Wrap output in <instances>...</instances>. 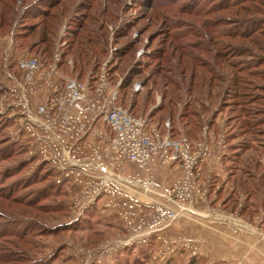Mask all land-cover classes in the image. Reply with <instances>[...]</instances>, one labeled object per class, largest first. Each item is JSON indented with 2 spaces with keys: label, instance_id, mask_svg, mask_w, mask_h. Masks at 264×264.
<instances>
[{
  "label": "rangeland",
  "instance_id": "obj_1",
  "mask_svg": "<svg viewBox=\"0 0 264 264\" xmlns=\"http://www.w3.org/2000/svg\"><path fill=\"white\" fill-rule=\"evenodd\" d=\"M8 1L4 3L9 5L0 3V264H264V195L260 200L250 196L231 174L235 155L240 151L244 156L252 154L251 145L264 144V136L240 128L243 118L235 107L240 102L232 105V95L242 91L239 86H225L218 98L217 85L224 86L218 81L211 92L189 93L188 73L196 70L208 75L218 58L212 60L196 51L202 66L194 59L181 62L171 53L175 45L188 52V43H203L195 35L207 34L202 25L213 20L205 11L223 1L51 0L57 2L50 13L58 27L44 41L40 35L43 17L35 10L47 8L50 0H13L12 11ZM199 10L204 14L198 15ZM200 20L203 24L194 22ZM30 25L37 27L36 32L31 33ZM233 29L236 26L224 24L211 28L220 43L227 42L221 37ZM77 47L85 48L92 58L80 77L94 76L106 65L114 81H130L123 101L132 104L134 112L148 115L153 122L169 120L180 136L193 143L206 140L211 148L213 166L204 179V203L195 213L177 217L147 242L129 239V222L120 209L117 214L122 223L111 227H103L98 212L89 216L95 202H84L76 195L80 188L75 183L55 175L58 170L38 157L18 130V112L12 110L9 99H2L8 83L6 70H14L21 53L38 54L49 61L60 52L62 61L68 60L63 68L61 64L63 74L75 77L77 72L71 69ZM249 53L232 61L260 63L263 78L253 81L262 88L256 96L264 98V51ZM237 68L219 63L217 72L223 77ZM238 76L251 78L246 73ZM248 107L256 109L257 105ZM259 117L254 116L255 120ZM192 122L196 123L193 128ZM174 173L164 170L159 177L170 181ZM114 229L116 237L110 236Z\"/></svg>",
  "mask_w": 264,
  "mask_h": 264
},
{
  "label": "built area",
  "instance_id": "obj_2",
  "mask_svg": "<svg viewBox=\"0 0 264 264\" xmlns=\"http://www.w3.org/2000/svg\"><path fill=\"white\" fill-rule=\"evenodd\" d=\"M61 64L60 52L49 61L23 52L6 70L2 99L18 112V130L38 157L75 183L87 204L98 196L116 203L130 240L147 242L177 217L195 213L213 166L208 142L175 138L169 120L132 113L106 65L91 82L63 74ZM164 170L176 172L174 178L162 180Z\"/></svg>",
  "mask_w": 264,
  "mask_h": 264
},
{
  "label": "trees",
  "instance_id": "obj_3",
  "mask_svg": "<svg viewBox=\"0 0 264 264\" xmlns=\"http://www.w3.org/2000/svg\"><path fill=\"white\" fill-rule=\"evenodd\" d=\"M222 1L223 2H221V4L216 6L213 5L212 7H210L207 11H205V14L204 12L199 10L198 15L204 14L210 16L213 19L212 22L207 21L203 24L201 20L194 21L195 23L199 22L200 24H203L202 26H205L207 28V34L202 35L201 33H198L195 35L197 38H201V40H203V43H188V46L191 47L190 50H187L188 52L179 49L178 45H175L171 53L172 56L173 54L178 56V58L181 59V62L185 58H187V60L194 59V62L202 66H204V64L201 62V59L197 55L196 51L199 54L207 53L209 56H211L212 60L218 58L219 61L214 60L213 62H215V64L212 65L211 69L207 70L208 75H204L203 73L197 74L196 70H192L190 73H188L190 76V80L192 81V83L188 86V91H190L189 93L199 94L203 92H211L214 85H217L214 82L218 81L220 84H224V86L217 85L219 90L215 91V98H218L222 93H224L223 90L227 88L225 86L229 84H232L233 86H239L242 91L239 92L238 90H236L235 96L232 95V105H235V102H240V104H236L235 107L239 108L238 111L241 113V118H243L241 122L244 124H240L239 126L243 129L245 127V132H251L254 136H264V127H262L264 126V98L256 96V90L260 91L262 88L258 86L257 82L253 81L255 80V77H259L260 79L263 78V75L262 73H260L259 70L260 63H257L258 65H255L253 64V62H255L254 60L249 62L232 61L235 56H243L246 53L250 54L249 52H252V49H259L261 51H264V12L260 9L264 8V0ZM8 2H10L9 9L12 11L13 0H9ZM0 3H4V0H0ZM49 3V5H46L48 6L47 8L39 7L38 10H35V12H40L39 15H42V21L45 24L43 26V34H41L40 31V35H42L41 38L43 41L46 38L47 34L52 35L53 31L58 27L56 26V17L54 15H51L50 13L51 8L55 7L57 2H52L50 0ZM7 4L9 5V3H4V6ZM14 7L15 6L13 5V8ZM254 19L261 22H254ZM215 21L216 23L213 24V22ZM241 22L242 26H238ZM217 24L236 26V29H233V32L232 30H230L226 35H222L221 38H227V42L220 43L219 41H217L219 37L213 36V34H217V31H212L211 28H213ZM30 26L31 33L36 32L37 27L32 25ZM88 42L92 41L89 39ZM81 44L82 46H84L83 43ZM202 44H204V46ZM229 50L231 51L229 52ZM231 55L233 57H231L230 59L229 56ZM73 57H75L74 62L72 58L74 68L71 70H75L77 72V77H75L79 80L90 79L92 82L93 79H91L92 76L90 75H88L86 78L80 77V71H83L85 68L91 66L90 61L92 58L88 56L87 52H85V48L84 51L81 48H75ZM187 60L185 61V64H187ZM67 62L68 60L66 61V63ZM66 63L62 61V68ZM219 63L226 64L227 66L234 69L237 67L238 68L236 69V71L233 70L229 74H224L222 77V75L217 72V67ZM243 73L248 74L251 78L244 79L238 76V74ZM90 74H92V72H90ZM184 75H187V71H185ZM112 81L116 82L114 81V79H112ZM195 81H198L199 84L195 85ZM129 83V80L124 79V81H122L120 85V103L125 106H128L132 113L137 114L132 109V104H126L123 101L124 97H127V93H125L124 88L127 87ZM239 99L241 101H238ZM251 104H256L257 107H254L256 109H253V107H248ZM161 108H163V106ZM259 115H261V117L255 120L254 116L257 117ZM260 119L261 121L259 122ZM163 123L164 122H162L161 124ZM195 124V122H192V128L193 126H195ZM170 132L175 138L180 136L174 131V127L173 129L170 127ZM195 136L196 134L193 135V137ZM253 141L255 142V140ZM251 148L254 150L252 154L244 156V153L240 151L235 155L236 160L232 165L233 168H231V174L233 176V180L237 184H239L243 189H245V191H248V194L250 196H254L257 200H260L262 194L264 195V163L262 162V160L264 159V144H261V141H259V144L255 142V145H251ZM55 175H59V173H55ZM261 203L262 205H264V202L262 200ZM262 223L264 225V220L262 221Z\"/></svg>",
  "mask_w": 264,
  "mask_h": 264
},
{
  "label": "crops",
  "instance_id": "obj_4",
  "mask_svg": "<svg viewBox=\"0 0 264 264\" xmlns=\"http://www.w3.org/2000/svg\"><path fill=\"white\" fill-rule=\"evenodd\" d=\"M129 168H133V167L130 165ZM104 205H111V208L110 207L105 208ZM91 206L92 207H90V208H92V210L90 211V213L88 215L90 216L92 213L94 214V213L98 212L100 214L99 217H101V220H102L101 222H104V223L107 222L109 224V225H106V224L104 225V223H103V227H105V226L111 227L113 224H121L122 223L121 218L117 214V211H118L117 209H119V206L116 205V203H114V202L108 201L107 196H103V197H100L98 200H95V203L92 204ZM85 215H87L86 212H85ZM117 216L119 217V219ZM106 217H107V220H106ZM111 233H113V234H111L110 236L116 237L118 232L116 231V229H114V230H111ZM228 258H230V257H228ZM251 259H253V256L251 257Z\"/></svg>",
  "mask_w": 264,
  "mask_h": 264
}]
</instances>
